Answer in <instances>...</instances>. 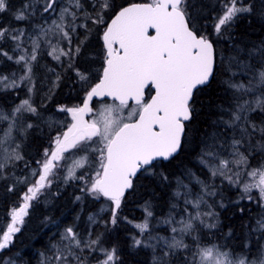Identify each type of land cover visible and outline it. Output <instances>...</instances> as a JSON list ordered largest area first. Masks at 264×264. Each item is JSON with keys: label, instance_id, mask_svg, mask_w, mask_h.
Listing matches in <instances>:
<instances>
[{"label": "snow or ice", "instance_id": "obj_1", "mask_svg": "<svg viewBox=\"0 0 264 264\" xmlns=\"http://www.w3.org/2000/svg\"><path fill=\"white\" fill-rule=\"evenodd\" d=\"M0 209V264H264V0H0Z\"/></svg>", "mask_w": 264, "mask_h": 264}, {"label": "trees", "instance_id": "obj_2", "mask_svg": "<svg viewBox=\"0 0 264 264\" xmlns=\"http://www.w3.org/2000/svg\"><path fill=\"white\" fill-rule=\"evenodd\" d=\"M73 207L74 206L71 205L70 203H68V201L66 199H63V200L57 202L54 207L50 206V210L54 216H60V219L62 221L70 222L72 220V217H73ZM91 210H92L91 208L87 209V211H91ZM61 211H63V213H64L63 216L60 215ZM136 214L138 215L139 213H136ZM0 219H2V209H0ZM83 219L84 220L87 219L86 213L84 214ZM35 224H36V221L34 219L32 222H30L29 228L31 229V228L35 227ZM49 228L51 229V231H55V228H52L51 226H49ZM49 228H46L45 232H48ZM27 235H28V233L26 232L25 236H27ZM21 239L24 240V244L23 245L18 244V247L23 248V250L25 252L29 253V255H31L35 251L36 248L40 247V245L34 244V247L28 248V247H26V245L28 244L27 239H25L24 237H22Z\"/></svg>", "mask_w": 264, "mask_h": 264}]
</instances>
